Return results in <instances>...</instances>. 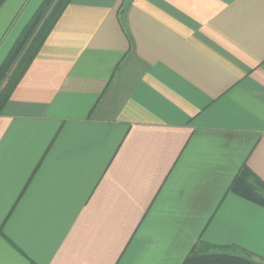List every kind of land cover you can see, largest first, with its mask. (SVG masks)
Here are the masks:
<instances>
[{
	"label": "crops",
	"instance_id": "0c3cea01",
	"mask_svg": "<svg viewBox=\"0 0 264 264\" xmlns=\"http://www.w3.org/2000/svg\"><path fill=\"white\" fill-rule=\"evenodd\" d=\"M43 0H0V65ZM264 0H71L0 114V264L264 259Z\"/></svg>",
	"mask_w": 264,
	"mask_h": 264
},
{
	"label": "trees",
	"instance_id": "16d2710c",
	"mask_svg": "<svg viewBox=\"0 0 264 264\" xmlns=\"http://www.w3.org/2000/svg\"><path fill=\"white\" fill-rule=\"evenodd\" d=\"M71 0H43L23 28L8 55L0 65V114L14 88L29 68L47 36ZM229 191L264 207V183L244 164L233 178ZM181 264H264V259L241 249L232 254L228 247L199 243Z\"/></svg>",
	"mask_w": 264,
	"mask_h": 264
}]
</instances>
